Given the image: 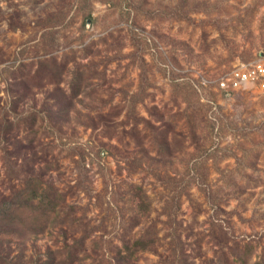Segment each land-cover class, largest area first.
I'll return each instance as SVG.
<instances>
[{"label": "rangeland", "instance_id": "rangeland-1", "mask_svg": "<svg viewBox=\"0 0 264 264\" xmlns=\"http://www.w3.org/2000/svg\"><path fill=\"white\" fill-rule=\"evenodd\" d=\"M260 53L264 0H0V204L52 203L0 264H264Z\"/></svg>", "mask_w": 264, "mask_h": 264}, {"label": "trees", "instance_id": "trees-1", "mask_svg": "<svg viewBox=\"0 0 264 264\" xmlns=\"http://www.w3.org/2000/svg\"><path fill=\"white\" fill-rule=\"evenodd\" d=\"M37 183L27 186L20 191V194L27 198L26 201L19 203L20 200L17 199L18 201L9 200L0 204V231L6 230L11 232L18 230L17 226L21 224V215L18 211H20L22 208L31 210V214L27 217L31 220V223H29L30 226L35 227L42 224L41 220H45L44 216L46 215V212L49 211V209H52H48L47 205L50 204L52 207V203L50 200L48 201L46 199L48 192L42 187H39ZM38 194H40L42 197H39ZM145 244L146 243L144 241H142L140 238H137L132 242V247L125 245V248L131 255L135 249H145Z\"/></svg>", "mask_w": 264, "mask_h": 264}, {"label": "built area", "instance_id": "built-area-1", "mask_svg": "<svg viewBox=\"0 0 264 264\" xmlns=\"http://www.w3.org/2000/svg\"><path fill=\"white\" fill-rule=\"evenodd\" d=\"M216 85L226 94L252 85L264 87V54L233 66L217 78Z\"/></svg>", "mask_w": 264, "mask_h": 264}]
</instances>
